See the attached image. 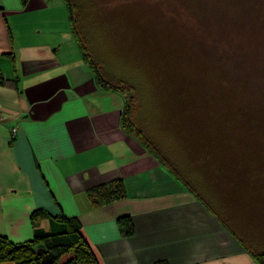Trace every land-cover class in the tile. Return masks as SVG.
<instances>
[{"label": "crops", "instance_id": "0c3cea01", "mask_svg": "<svg viewBox=\"0 0 264 264\" xmlns=\"http://www.w3.org/2000/svg\"><path fill=\"white\" fill-rule=\"evenodd\" d=\"M73 38L62 0H0V235L31 241L37 212L52 235L61 218L77 219L98 264H256L122 132V97L97 88ZM114 180L126 197L94 209L88 189Z\"/></svg>", "mask_w": 264, "mask_h": 264}, {"label": "rangeland", "instance_id": "374dc122", "mask_svg": "<svg viewBox=\"0 0 264 264\" xmlns=\"http://www.w3.org/2000/svg\"><path fill=\"white\" fill-rule=\"evenodd\" d=\"M74 1L81 42L135 89L133 120L157 156L264 253V0Z\"/></svg>", "mask_w": 264, "mask_h": 264}, {"label": "trees", "instance_id": "16d2710c", "mask_svg": "<svg viewBox=\"0 0 264 264\" xmlns=\"http://www.w3.org/2000/svg\"><path fill=\"white\" fill-rule=\"evenodd\" d=\"M23 5L29 0H20ZM68 15L71 32L81 50L82 60L85 66L93 74L95 84L101 91L118 94L122 97L124 105L120 115V128L130 139L137 142L149 155L159 164L164 166L179 182H181L197 198L188 183L174 170L158 157L154 152L156 149L141 132L140 128L133 120V113L136 105L135 89L119 81H111L106 72L94 63L90 54L81 42L78 34L79 5L74 0H62ZM4 81L0 79V85ZM134 89V90H133ZM88 199L94 209L108 206L126 197L125 187L122 180H114L106 184L98 185L88 189ZM206 206V205H205ZM38 213L31 215L34 225V236L31 241L24 243H13L5 236L0 235V264H98L89 246L83 239L80 229L81 225L75 218H61L60 223L63 230L59 234L44 233L34 224V217ZM118 225L123 229L125 236L133 233V226L129 217H121L117 220ZM226 229V228H225ZM227 230V229H226ZM228 231V230H227ZM229 233H231L229 231ZM232 234V233H231ZM243 246V244L240 242ZM256 264H264V253H257L243 246Z\"/></svg>", "mask_w": 264, "mask_h": 264}]
</instances>
